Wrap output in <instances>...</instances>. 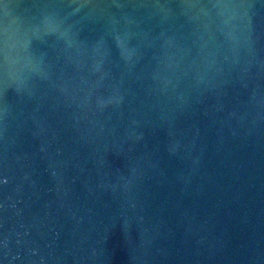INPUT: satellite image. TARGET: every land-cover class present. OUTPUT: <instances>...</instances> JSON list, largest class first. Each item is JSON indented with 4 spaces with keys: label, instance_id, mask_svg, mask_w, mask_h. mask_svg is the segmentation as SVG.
<instances>
[{
    "label": "water",
    "instance_id": "95a60500",
    "mask_svg": "<svg viewBox=\"0 0 264 264\" xmlns=\"http://www.w3.org/2000/svg\"><path fill=\"white\" fill-rule=\"evenodd\" d=\"M0 264H264V0H0Z\"/></svg>",
    "mask_w": 264,
    "mask_h": 264
}]
</instances>
